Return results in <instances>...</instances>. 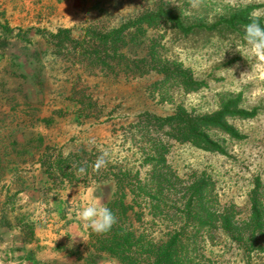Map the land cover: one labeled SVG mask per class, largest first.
I'll use <instances>...</instances> for the list:
<instances>
[{"label": "rangeland", "instance_id": "374dc122", "mask_svg": "<svg viewBox=\"0 0 264 264\" xmlns=\"http://www.w3.org/2000/svg\"><path fill=\"white\" fill-rule=\"evenodd\" d=\"M161 5L174 9L189 28L159 23L147 28L148 44L155 39L156 51L203 81L196 91L170 82L161 86L154 71L128 80L88 75L71 45L59 46L47 36L58 28L76 35L97 16L115 25ZM239 10H264V0H203L198 9L188 0H0V264H120L108 253L93 252L92 231L77 216L89 201L105 206L112 188L69 181L63 176L68 169L54 162L80 148L124 154L113 124L146 110L166 115L182 106L211 115L239 97L238 108L254 113L227 117L240 138L212 132L227 154L167 139V160L186 181L204 178L216 206L234 205L238 220L250 216L249 195L257 181L264 200V98L252 96L264 88V70H256L246 51L235 50L243 26L223 22ZM223 238L199 249L201 263L247 264L240 247Z\"/></svg>", "mask_w": 264, "mask_h": 264}, {"label": "trees", "instance_id": "16d2710c", "mask_svg": "<svg viewBox=\"0 0 264 264\" xmlns=\"http://www.w3.org/2000/svg\"><path fill=\"white\" fill-rule=\"evenodd\" d=\"M100 18L97 16L81 25L76 35L72 28H58L47 36L57 40L59 46L71 45L73 55L83 62L88 75L103 73L128 80L154 71L161 75L157 81L161 86L170 82L184 92L203 86V81L195 79L179 61H171L156 51L155 39L148 44L147 28L157 27L159 23L188 31L189 26L174 9L161 5L136 17L121 19L115 25ZM248 21V10H239L223 20L233 29ZM238 103L239 97L229 98L211 115H196L182 106L166 115L146 110L133 121L113 124L120 131L126 152L109 155L110 162L99 172L92 166L103 150L80 148L65 158H56L57 168L68 169L63 176L69 181L104 182L112 188L105 206L116 216L117 223L105 234L90 235V245L98 257L108 253L120 264H208L201 263L205 255L199 249L222 244L225 235L240 247L247 264H264L261 183L257 181L250 192V216L238 220L234 205H215L218 202L211 196L204 178L186 181L167 160V139L227 154L212 132L240 138L227 117L247 118L254 113L238 108ZM74 164L85 167L86 173L75 176ZM141 169H145L143 174Z\"/></svg>", "mask_w": 264, "mask_h": 264}, {"label": "clouds", "instance_id": "9594fccd", "mask_svg": "<svg viewBox=\"0 0 264 264\" xmlns=\"http://www.w3.org/2000/svg\"><path fill=\"white\" fill-rule=\"evenodd\" d=\"M188 3L192 8L198 9L203 0H188ZM262 18H264V10H254L250 13L249 21L243 25L242 45L235 47V50L241 54L242 50L247 52L248 58L256 62L257 71L264 70V26L260 23ZM242 56L246 58L244 55ZM261 79H264V74L261 75ZM252 96L256 99L264 98V88H255L252 91ZM90 143H94V141ZM108 157L109 153L102 151L92 166L93 170L99 172L106 167L110 162ZM85 173V167L78 168L79 175L82 176ZM77 216L85 227L91 229L95 234H105L117 223V218L113 212L95 200L89 201L86 206L78 211Z\"/></svg>", "mask_w": 264, "mask_h": 264}, {"label": "crops", "instance_id": "0c3cea01", "mask_svg": "<svg viewBox=\"0 0 264 264\" xmlns=\"http://www.w3.org/2000/svg\"><path fill=\"white\" fill-rule=\"evenodd\" d=\"M59 19V18H58Z\"/></svg>", "mask_w": 264, "mask_h": 264}]
</instances>
